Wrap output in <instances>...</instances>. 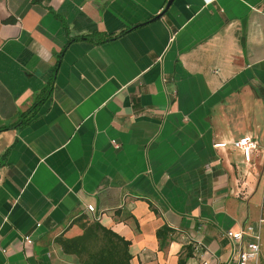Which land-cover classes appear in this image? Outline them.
I'll return each instance as SVG.
<instances>
[{
	"label": "crops",
	"instance_id": "1",
	"mask_svg": "<svg viewBox=\"0 0 264 264\" xmlns=\"http://www.w3.org/2000/svg\"><path fill=\"white\" fill-rule=\"evenodd\" d=\"M168 2L0 0V264H80L60 240L92 222L131 264L252 240L222 234L264 220V0Z\"/></svg>",
	"mask_w": 264,
	"mask_h": 264
},
{
	"label": "trees",
	"instance_id": "2",
	"mask_svg": "<svg viewBox=\"0 0 264 264\" xmlns=\"http://www.w3.org/2000/svg\"><path fill=\"white\" fill-rule=\"evenodd\" d=\"M32 108L26 113L28 116H31L35 109ZM80 227L82 235L60 240L64 252L75 255L80 264H131L130 243L127 240L97 222L82 223ZM165 232H167L165 228L157 232L161 248L164 246ZM188 257L189 253L183 260L179 258V264H184Z\"/></svg>",
	"mask_w": 264,
	"mask_h": 264
},
{
	"label": "built area",
	"instance_id": "3",
	"mask_svg": "<svg viewBox=\"0 0 264 264\" xmlns=\"http://www.w3.org/2000/svg\"><path fill=\"white\" fill-rule=\"evenodd\" d=\"M225 146L226 144L219 143V144H214L213 147L224 148ZM232 146L234 149L238 150L241 153L243 160L247 163L251 161L252 154L258 150L257 143L250 137L241 138L240 140L233 142ZM261 175L264 183V166ZM87 211L92 213L94 211L93 206H87ZM263 221L258 222V227L256 228L257 230H255V227L253 225H250L238 232L227 230L222 234V236L228 239L229 241L239 244L242 243V241L244 240V236L246 235L245 233L249 232V234L252 237L251 241L247 242L244 247L237 250V252L234 254V257L232 258V261H230L228 264H258L260 257L259 228H260V224ZM187 239L189 243L193 246L195 253H198L202 250V245L199 242L190 238ZM24 240L27 244L32 243L29 237H25ZM0 252H2L1 248H0Z\"/></svg>",
	"mask_w": 264,
	"mask_h": 264
},
{
	"label": "rangeland",
	"instance_id": "4",
	"mask_svg": "<svg viewBox=\"0 0 264 264\" xmlns=\"http://www.w3.org/2000/svg\"><path fill=\"white\" fill-rule=\"evenodd\" d=\"M261 234H262V249H263V256H264V225L261 228Z\"/></svg>",
	"mask_w": 264,
	"mask_h": 264
},
{
	"label": "water",
	"instance_id": "5",
	"mask_svg": "<svg viewBox=\"0 0 264 264\" xmlns=\"http://www.w3.org/2000/svg\"><path fill=\"white\" fill-rule=\"evenodd\" d=\"M171 1H172V0H169V2L167 3V6H166V7H168V6L170 5Z\"/></svg>",
	"mask_w": 264,
	"mask_h": 264
}]
</instances>
